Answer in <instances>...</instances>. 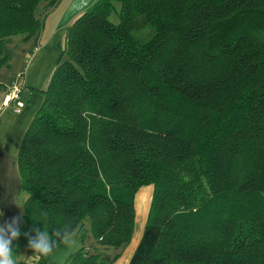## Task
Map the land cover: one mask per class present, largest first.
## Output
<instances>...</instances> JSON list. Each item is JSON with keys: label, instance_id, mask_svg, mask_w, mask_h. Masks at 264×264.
I'll use <instances>...</instances> for the list:
<instances>
[{"label": "trees", "instance_id": "1", "mask_svg": "<svg viewBox=\"0 0 264 264\" xmlns=\"http://www.w3.org/2000/svg\"><path fill=\"white\" fill-rule=\"evenodd\" d=\"M42 1L0 0V67ZM62 53L16 156L14 253L46 264L28 247L40 221L78 225L62 264H105L151 185L128 264H264V0H95Z\"/></svg>", "mask_w": 264, "mask_h": 264}, {"label": "crops", "instance_id": "2", "mask_svg": "<svg viewBox=\"0 0 264 264\" xmlns=\"http://www.w3.org/2000/svg\"><path fill=\"white\" fill-rule=\"evenodd\" d=\"M79 12L81 13V11H77L64 23L58 24L54 31L43 38V41L40 32L37 36L27 40L19 38L20 42L25 41V43L32 39L33 49L24 55V61L18 69L17 79L13 80V83L6 85L0 81L5 86L4 89L0 88V224L5 221L11 222L14 217L20 218L18 226L22 223V205L18 196L20 179L16 170L18 148L26 128L43 101V94L39 90L45 89L57 61L63 56L66 28L80 15ZM35 14L40 19V13L38 14L36 9ZM12 59L11 51L9 64L0 67V69L12 65ZM1 76H3L2 72H0V79ZM14 85L20 87V99L23 101V106L18 111L14 110L13 101H9L7 104L2 103L5 94ZM86 226L89 227L87 222ZM135 233L123 249L111 247L108 249L109 251L107 250L108 253L105 251L104 257L108 255L105 264H128L141 235L139 231L136 235ZM92 242L93 239L88 241V243ZM81 246L82 242L79 238V248ZM67 256L61 249L53 257H49L46 264H62ZM17 262L24 264L23 261L17 260Z\"/></svg>", "mask_w": 264, "mask_h": 264}, {"label": "rangeland", "instance_id": "3", "mask_svg": "<svg viewBox=\"0 0 264 264\" xmlns=\"http://www.w3.org/2000/svg\"><path fill=\"white\" fill-rule=\"evenodd\" d=\"M94 1L95 0H56L53 4H48L44 1L40 2L36 7V12L38 14L40 13V20L43 22V27L40 30L42 41L43 38L47 37L52 31L55 30L58 24L64 23L71 15H73V13H76L77 11H81L82 13V11L86 10ZM21 37L22 35L11 37L8 46H10L13 55L12 65L0 69V72L3 73L0 81L4 82L6 85H9L13 80L17 79L18 69L21 67L24 61V55L33 49L32 39L31 41L25 43V41L20 42L19 38ZM151 191V185H144L136 193V219L134 226V232L136 233L139 231V233L142 234L143 225L149 207ZM23 197L24 195L20 196V199ZM108 251L106 253H108ZM26 255L27 245L23 243L18 247L15 257L18 261H23L24 264H30L32 260L31 258H27ZM107 258L108 255L104 257L105 260H107Z\"/></svg>", "mask_w": 264, "mask_h": 264}, {"label": "clouds", "instance_id": "4", "mask_svg": "<svg viewBox=\"0 0 264 264\" xmlns=\"http://www.w3.org/2000/svg\"><path fill=\"white\" fill-rule=\"evenodd\" d=\"M19 219V217H14L11 222L5 221L0 224V264H18L12 241L21 234L18 228ZM40 223L43 228L34 229L35 235L28 238V247L32 250V257H53L61 249L67 256L79 250L80 228L78 225L75 227L63 225L49 230L44 227L43 221Z\"/></svg>", "mask_w": 264, "mask_h": 264}, {"label": "built area", "instance_id": "5", "mask_svg": "<svg viewBox=\"0 0 264 264\" xmlns=\"http://www.w3.org/2000/svg\"><path fill=\"white\" fill-rule=\"evenodd\" d=\"M20 88L17 85H14L11 90L7 94H5V97L3 99L4 104H7L9 101L14 102V110L18 111L23 106V101L20 99Z\"/></svg>", "mask_w": 264, "mask_h": 264}]
</instances>
